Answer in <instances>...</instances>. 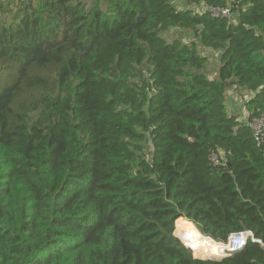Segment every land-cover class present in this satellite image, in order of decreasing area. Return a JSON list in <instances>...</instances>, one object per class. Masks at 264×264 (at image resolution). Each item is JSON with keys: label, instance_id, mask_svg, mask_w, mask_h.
<instances>
[{"label": "trees", "instance_id": "obj_1", "mask_svg": "<svg viewBox=\"0 0 264 264\" xmlns=\"http://www.w3.org/2000/svg\"><path fill=\"white\" fill-rule=\"evenodd\" d=\"M0 264H264V0H0Z\"/></svg>", "mask_w": 264, "mask_h": 264}, {"label": "built area", "instance_id": "obj_2", "mask_svg": "<svg viewBox=\"0 0 264 264\" xmlns=\"http://www.w3.org/2000/svg\"><path fill=\"white\" fill-rule=\"evenodd\" d=\"M211 16L213 18H234L233 14L230 12L229 8H214L211 10ZM253 136L256 141H258L259 136L261 135L263 131V121L261 119L255 120L253 125ZM216 163V162H215ZM248 241L256 242L260 244V241L255 239L253 235L249 231H243L239 233H233L231 234L227 242L225 243L226 251L227 253H232L237 250H240ZM224 245V244H223Z\"/></svg>", "mask_w": 264, "mask_h": 264}, {"label": "rangeland", "instance_id": "obj_3", "mask_svg": "<svg viewBox=\"0 0 264 264\" xmlns=\"http://www.w3.org/2000/svg\"><path fill=\"white\" fill-rule=\"evenodd\" d=\"M163 38H166L168 41L174 39V38H177V39H182L183 41H188L190 40V36H188L186 33L178 30V29H171L169 30L168 32H165L164 34H162ZM199 51L200 53L203 55V56H207L209 58V64H208V68L211 70V75L210 77L211 78H217V71H218V54L211 51V50H207V49H201L199 48ZM228 94H231L230 95V100L233 101L235 99V95L238 96V94L234 93V90H229ZM247 97L245 96V99ZM237 101V100H235ZM233 102V106L231 107H234V109L231 110V112L233 110H235V112L233 113L235 116H237L239 119H242V117H245L244 116V112H243V106H241V104L239 102ZM230 103V101H229ZM230 109V108H229ZM185 232V231H184ZM173 236L175 238H177L173 232ZM185 237H186V234L184 233V244L187 245L188 247L192 248L188 242L185 241ZM184 246V245H183ZM224 254V253H223ZM222 254V255H223Z\"/></svg>", "mask_w": 264, "mask_h": 264}, {"label": "bare ground", "instance_id": "obj_4", "mask_svg": "<svg viewBox=\"0 0 264 264\" xmlns=\"http://www.w3.org/2000/svg\"><path fill=\"white\" fill-rule=\"evenodd\" d=\"M184 233L186 234L185 241L188 242L192 248L197 249L198 254H210L218 258L227 250L225 244L223 245L210 241L208 238H203L195 228H188Z\"/></svg>", "mask_w": 264, "mask_h": 264}, {"label": "water", "instance_id": "obj_5", "mask_svg": "<svg viewBox=\"0 0 264 264\" xmlns=\"http://www.w3.org/2000/svg\"><path fill=\"white\" fill-rule=\"evenodd\" d=\"M201 235V234H200ZM203 238H207V237H204L203 235H201ZM177 240H178V238H176ZM210 241H213V240H211L210 238H208ZM179 241V240H178ZM180 242V241H179ZM214 242V241H213ZM181 243V242H180ZM183 245V244H182ZM186 248H188V247H186ZM190 251H191V256H192V258L193 259H196V260H217V259H219V258H221L222 256H224V255H226V253L227 252H224V254L223 255H221L220 257H214V256H212V255H210V254H207V255H205V257H202V258H200L199 256H198V250L197 249H195V248H188Z\"/></svg>", "mask_w": 264, "mask_h": 264}, {"label": "crops", "instance_id": "obj_6", "mask_svg": "<svg viewBox=\"0 0 264 264\" xmlns=\"http://www.w3.org/2000/svg\"><path fill=\"white\" fill-rule=\"evenodd\" d=\"M231 95V94H230ZM230 97V96H229ZM235 100H237V101H235ZM229 101H230V103H229ZM239 102L240 104H241V106H243L242 104V100L239 98H237V96L235 95V99L233 100V101H231L230 100V98H228V107L230 108V109H234V107H231V106H233L232 104H233V102ZM243 112H244V108H243ZM244 116H245V112H244Z\"/></svg>", "mask_w": 264, "mask_h": 264}]
</instances>
